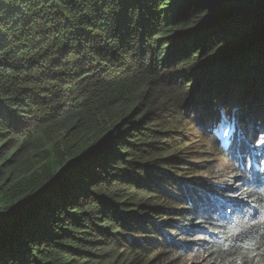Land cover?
Listing matches in <instances>:
<instances>
[{
	"label": "trees",
	"instance_id": "1",
	"mask_svg": "<svg viewBox=\"0 0 264 264\" xmlns=\"http://www.w3.org/2000/svg\"><path fill=\"white\" fill-rule=\"evenodd\" d=\"M153 259L264 264V0H0V264Z\"/></svg>",
	"mask_w": 264,
	"mask_h": 264
},
{
	"label": "rangeland",
	"instance_id": "2",
	"mask_svg": "<svg viewBox=\"0 0 264 264\" xmlns=\"http://www.w3.org/2000/svg\"><path fill=\"white\" fill-rule=\"evenodd\" d=\"M257 109H253L252 111H256ZM236 119L231 117L230 118V122L235 121ZM208 130H203L201 127H197L196 125H194L193 123H190L186 129H182L180 130L179 133L176 134V140L183 143L184 146L189 149V150H195L193 154V160L196 163H199V159L198 156L199 154H201V159H203L202 155L205 154V152H207L208 150H210L211 145L212 144V139L209 135V131L206 132ZM212 159H211V165L213 166V168H211L212 172L215 171V173H217L219 176L221 175H225L227 173V170H224L225 168H221V162L222 160H220L219 157H217L216 155H211ZM195 163V164H196ZM210 164V163H209ZM212 172L210 174H212ZM223 173V174H222ZM214 176V175H213ZM213 176L209 175L208 173H205V175L203 176L206 180H218L216 178H212ZM237 177H239L238 175H236ZM221 178V177H220ZM223 179V178H222ZM221 179V183H225V180L227 179ZM230 183V182H229ZM190 257V256H189ZM191 260V257L188 259V261ZM158 261L156 259H153L151 261V264H158ZM193 262H197L195 259H193Z\"/></svg>",
	"mask_w": 264,
	"mask_h": 264
},
{
	"label": "water",
	"instance_id": "3",
	"mask_svg": "<svg viewBox=\"0 0 264 264\" xmlns=\"http://www.w3.org/2000/svg\"><path fill=\"white\" fill-rule=\"evenodd\" d=\"M217 17L209 16L204 25L212 24L216 21Z\"/></svg>",
	"mask_w": 264,
	"mask_h": 264
}]
</instances>
